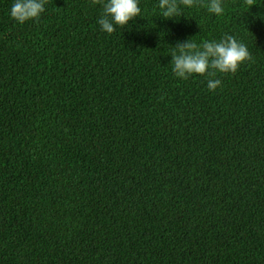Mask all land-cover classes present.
Masks as SVG:
<instances>
[{"label": "trees", "instance_id": "16d2710c", "mask_svg": "<svg viewBox=\"0 0 264 264\" xmlns=\"http://www.w3.org/2000/svg\"><path fill=\"white\" fill-rule=\"evenodd\" d=\"M156 2L109 35L91 0H0V264H264V0ZM226 34L250 59L220 87L175 77Z\"/></svg>", "mask_w": 264, "mask_h": 264}, {"label": "clouds", "instance_id": "9594fccd", "mask_svg": "<svg viewBox=\"0 0 264 264\" xmlns=\"http://www.w3.org/2000/svg\"><path fill=\"white\" fill-rule=\"evenodd\" d=\"M49 0H13L9 17L18 25L38 21L46 11ZM102 8L97 24L109 35L118 28H125L135 18L140 17V0H91ZM250 9L256 0H244ZM203 7L211 15L221 17L225 13V0H157L156 10L165 20H178L184 9ZM172 72L175 77L187 80L189 77H207V89L212 92L221 86L219 74H234L250 59L245 43L233 35H224L220 40H202L199 44L190 38L172 46Z\"/></svg>", "mask_w": 264, "mask_h": 264}]
</instances>
